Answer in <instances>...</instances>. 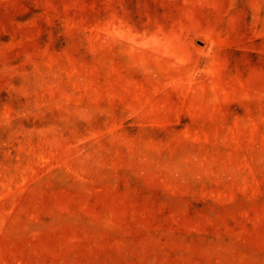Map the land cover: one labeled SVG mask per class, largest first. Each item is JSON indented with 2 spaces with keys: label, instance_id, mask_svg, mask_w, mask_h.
<instances>
[{
  "label": "rangeland",
  "instance_id": "1",
  "mask_svg": "<svg viewBox=\"0 0 264 264\" xmlns=\"http://www.w3.org/2000/svg\"><path fill=\"white\" fill-rule=\"evenodd\" d=\"M0 264H264V0H0Z\"/></svg>",
  "mask_w": 264,
  "mask_h": 264
}]
</instances>
